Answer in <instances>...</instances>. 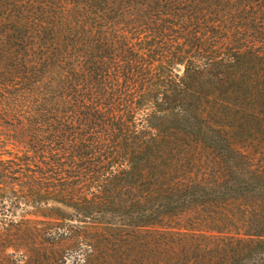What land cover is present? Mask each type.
<instances>
[{"label":"trees","instance_id":"trees-1","mask_svg":"<svg viewBox=\"0 0 264 264\" xmlns=\"http://www.w3.org/2000/svg\"><path fill=\"white\" fill-rule=\"evenodd\" d=\"M0 192L11 264H264V0H0Z\"/></svg>","mask_w":264,"mask_h":264},{"label":"rangeland","instance_id":"rangeland-1","mask_svg":"<svg viewBox=\"0 0 264 264\" xmlns=\"http://www.w3.org/2000/svg\"><path fill=\"white\" fill-rule=\"evenodd\" d=\"M60 209L62 213H69L61 207ZM61 212L58 214L62 215ZM41 219L40 214L35 213L32 207L14 200L10 194L0 192V264L28 261L36 252L49 249L43 239L37 237L40 229L42 231L45 229L40 222ZM55 248L60 254L66 255L70 253L73 245L69 241H61L55 244ZM71 256H74L73 252Z\"/></svg>","mask_w":264,"mask_h":264}]
</instances>
